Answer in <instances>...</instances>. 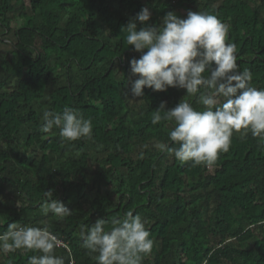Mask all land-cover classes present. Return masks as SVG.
<instances>
[{"label": "trees", "instance_id": "1", "mask_svg": "<svg viewBox=\"0 0 264 264\" xmlns=\"http://www.w3.org/2000/svg\"><path fill=\"white\" fill-rule=\"evenodd\" d=\"M15 1L0 0V42L11 32L15 39L0 60V232L12 222L47 226L64 244L55 251L65 264H96L81 246L82 226L104 218L109 228L131 211L147 221L154 241L143 264H264V148L251 133H234L211 166L153 147L172 144L171 122L153 125V113L161 102L175 107L186 90L145 88L142 104L135 103L129 61L140 53L123 28L145 0ZM146 1L155 9L163 3L152 25L173 8L183 17L216 15L229 25L238 70L264 89V0L260 10L255 0ZM189 102L201 110L196 97ZM65 106L91 120V139L65 142L58 129L40 131L43 110L62 113ZM49 190L71 215L42 213ZM34 254L0 253V264H27Z\"/></svg>", "mask_w": 264, "mask_h": 264}, {"label": "clouds", "instance_id": "2", "mask_svg": "<svg viewBox=\"0 0 264 264\" xmlns=\"http://www.w3.org/2000/svg\"><path fill=\"white\" fill-rule=\"evenodd\" d=\"M151 16L144 7L123 28L127 44L140 53L129 61L131 76L136 77L131 80L132 96L143 97L145 88L156 92L177 88L186 90L188 98L172 108L161 102L155 110L151 122H171L168 140L172 144L157 142L153 147L193 166L213 165L221 153L229 151L234 133L250 132L264 148V89L251 86L250 71L238 70L236 45L227 42L229 25L202 11H188L183 18L168 12L158 25L149 24ZM192 97L201 110L189 102ZM53 129L65 142L92 138L91 120L68 106L62 113L43 110L40 131ZM44 196L43 214L58 219L71 215L63 202L53 198V191H45ZM107 223L99 218L91 227L81 228V246L95 254L96 264H143L154 246L147 221L129 211L113 219L111 227L106 228ZM61 244L47 226L12 222L0 232V253H36L27 264H65L55 251Z\"/></svg>", "mask_w": 264, "mask_h": 264}, {"label": "rangeland", "instance_id": "3", "mask_svg": "<svg viewBox=\"0 0 264 264\" xmlns=\"http://www.w3.org/2000/svg\"><path fill=\"white\" fill-rule=\"evenodd\" d=\"M175 1L176 0H169L168 3H169V5H174L175 4ZM15 2L20 5L22 2H24V4H26L28 2V0H16ZM144 4H145V7L149 8V10L152 13V16H154L156 14V12L158 11V9L161 7V5H163V3H160L157 6V8L155 9V7L152 4L148 3L146 0H145ZM209 4L211 6H217L219 4V0H210L209 1ZM252 7L254 9L260 10V8L262 9V2H260V0H255L252 3ZM169 12H174L175 14H177L178 16H180L181 18H183V16H182L183 13L181 11V7L180 8H173ZM161 22H162V17L159 19V24ZM19 23H22V21H20ZM2 37L5 38V39H8V40L1 41L0 42V60L3 57H6V56L9 57L11 55V51H12L13 45L15 43V39H14V36H13L12 32L9 33V34H7V35L6 34H3ZM53 63H54V57L52 56L51 64H53ZM53 67H55V66L53 65ZM140 98L141 97H136V100L137 101L135 103H139L141 105L142 104V102H141L142 99H140ZM0 147H4L5 148V142L2 141V140H0ZM0 259H1V257H0Z\"/></svg>", "mask_w": 264, "mask_h": 264}, {"label": "built area", "instance_id": "4", "mask_svg": "<svg viewBox=\"0 0 264 264\" xmlns=\"http://www.w3.org/2000/svg\"><path fill=\"white\" fill-rule=\"evenodd\" d=\"M62 245H64V244H62ZM71 264H73V263H71Z\"/></svg>", "mask_w": 264, "mask_h": 264}]
</instances>
